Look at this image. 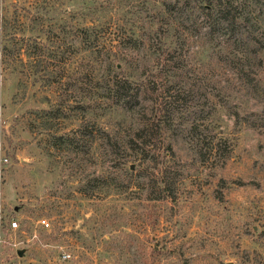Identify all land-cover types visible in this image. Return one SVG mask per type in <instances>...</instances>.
I'll return each instance as SVG.
<instances>
[{"label": "rangeland", "instance_id": "374dc122", "mask_svg": "<svg viewBox=\"0 0 264 264\" xmlns=\"http://www.w3.org/2000/svg\"><path fill=\"white\" fill-rule=\"evenodd\" d=\"M204 2L0 0V264H264V0Z\"/></svg>", "mask_w": 264, "mask_h": 264}, {"label": "trees", "instance_id": "16d2710c", "mask_svg": "<svg viewBox=\"0 0 264 264\" xmlns=\"http://www.w3.org/2000/svg\"><path fill=\"white\" fill-rule=\"evenodd\" d=\"M226 1L227 6H225ZM233 3L234 0H205L202 5L209 12H213L214 14L213 21L210 22L211 24H214L216 21L231 24L236 20L237 17L240 16L236 12L237 3ZM230 6H232L233 11L228 15L226 11ZM94 25L95 23H92V25L88 27V37L91 43L95 41ZM106 66L108 74L111 69L115 67H118V69L121 70L119 58L117 59V57L113 54L106 57ZM103 79L105 80L104 88L107 91L105 94L106 97L112 99L114 103L124 107V109L131 110L137 100V88L133 86V82L128 78V76H126L125 73H123V76H117L113 74L112 76L109 75ZM159 114V111H155L149 113L146 119H140V124L134 128V138H129V142L135 143V145L137 144L135 148L137 149L138 147L140 154L139 158L141 160L148 159L149 149L147 148L153 144L152 140L158 131V123L160 120V116H158Z\"/></svg>", "mask_w": 264, "mask_h": 264}, {"label": "built area", "instance_id": "2783aa9c", "mask_svg": "<svg viewBox=\"0 0 264 264\" xmlns=\"http://www.w3.org/2000/svg\"><path fill=\"white\" fill-rule=\"evenodd\" d=\"M1 216V215H0ZM40 223L41 224H44V225H47V220L45 219V218H40ZM7 225H8V228H10V229H13V228H15L16 226H17V221H16V219H14V218H9L8 220H7ZM0 232H1V223H0ZM0 241H1V236H0ZM69 256V252H67V251H65V252H63L62 253V257L63 258H66V257H68Z\"/></svg>", "mask_w": 264, "mask_h": 264}, {"label": "water", "instance_id": "95a60500", "mask_svg": "<svg viewBox=\"0 0 264 264\" xmlns=\"http://www.w3.org/2000/svg\"><path fill=\"white\" fill-rule=\"evenodd\" d=\"M224 264H232V263H224Z\"/></svg>", "mask_w": 264, "mask_h": 264}]
</instances>
